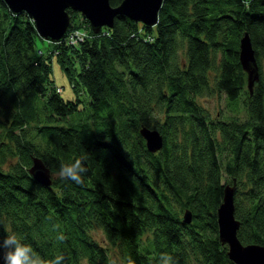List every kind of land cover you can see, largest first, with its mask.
<instances>
[{"label": "trees", "instance_id": "obj_1", "mask_svg": "<svg viewBox=\"0 0 264 264\" xmlns=\"http://www.w3.org/2000/svg\"><path fill=\"white\" fill-rule=\"evenodd\" d=\"M68 14L64 39L44 51L27 14L0 0V238L63 264H161L162 253L234 264L217 226L230 187L238 240L264 247V0H162L156 26L118 16L98 33ZM245 34L259 67L251 92ZM212 96L225 104L218 117L197 102ZM142 130L159 135L156 151ZM77 158L88 169L79 185L58 175Z\"/></svg>", "mask_w": 264, "mask_h": 264}, {"label": "water", "instance_id": "obj_2", "mask_svg": "<svg viewBox=\"0 0 264 264\" xmlns=\"http://www.w3.org/2000/svg\"><path fill=\"white\" fill-rule=\"evenodd\" d=\"M14 14L25 12L33 21L38 36L51 43L62 41L70 24L68 11L76 12L86 20L92 31L98 33L102 27L112 28L118 16L128 18L135 23L154 27L158 22V13L162 0H122L112 7L109 0H3ZM239 61L247 74L249 92L259 81V67L248 34L240 42ZM150 152L160 147V137L156 132L141 131ZM30 170L38 182L48 186L49 174L43 164L34 160ZM234 188L224 190L223 203L217 211V226L220 242L227 245V256L234 264H264V247L245 246L237 238L239 222L233 217ZM191 217L185 214L183 223H190Z\"/></svg>", "mask_w": 264, "mask_h": 264}, {"label": "clouds", "instance_id": "obj_3", "mask_svg": "<svg viewBox=\"0 0 264 264\" xmlns=\"http://www.w3.org/2000/svg\"><path fill=\"white\" fill-rule=\"evenodd\" d=\"M87 171L84 159L77 158L71 164H62L58 175L61 179H70L79 185L83 183V174ZM58 239L63 241L66 238L61 235ZM160 261L161 264H177L168 253H162ZM0 262L2 264H63L64 256L61 254L54 259L45 260L31 245L22 242L16 234H8L0 238Z\"/></svg>", "mask_w": 264, "mask_h": 264}, {"label": "rangeland", "instance_id": "obj_4", "mask_svg": "<svg viewBox=\"0 0 264 264\" xmlns=\"http://www.w3.org/2000/svg\"><path fill=\"white\" fill-rule=\"evenodd\" d=\"M42 48L44 51L46 50V46H48L47 42L41 43ZM53 77L57 87H59L58 91L62 90V97L65 100H69L73 98L72 90L70 89L69 83L66 80L65 76L61 73L60 69L56 64L53 67ZM209 80L212 81L211 76L209 75ZM199 105L207 110L212 116H216L217 113H220L225 109V104L222 99H219L217 96L212 97H202L197 100ZM227 110V109H226ZM227 116L230 117L229 112H227ZM93 237L97 241H103L104 237L100 230L93 231ZM112 254H116V251H111ZM111 260L114 264H120V260L116 256L111 255Z\"/></svg>", "mask_w": 264, "mask_h": 264}, {"label": "flooded vegetation", "instance_id": "obj_5", "mask_svg": "<svg viewBox=\"0 0 264 264\" xmlns=\"http://www.w3.org/2000/svg\"><path fill=\"white\" fill-rule=\"evenodd\" d=\"M218 116H219V113H217L216 117H218Z\"/></svg>", "mask_w": 264, "mask_h": 264}]
</instances>
